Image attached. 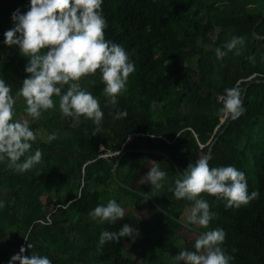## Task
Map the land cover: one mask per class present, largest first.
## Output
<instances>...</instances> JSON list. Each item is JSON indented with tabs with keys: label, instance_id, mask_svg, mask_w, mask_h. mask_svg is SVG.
<instances>
[{
	"label": "trees",
	"instance_id": "1",
	"mask_svg": "<svg viewBox=\"0 0 264 264\" xmlns=\"http://www.w3.org/2000/svg\"><path fill=\"white\" fill-rule=\"evenodd\" d=\"M29 6L30 0H0V78L12 87L15 99L17 87L29 75L25 72L29 60L18 46L4 43V33L14 26L12 13L16 9L24 13ZM263 6L264 0H103L105 38L125 48L135 71L115 107L107 105L99 71L81 81L98 98L104 113L94 136L96 125L91 120L81 117L73 128L71 118L62 117L57 97H53L54 109L39 119L30 118L34 132L45 127L48 134L58 132V139L46 142L37 136L30 154L40 148L43 162L27 172L9 170L0 162V201L5 203L0 209V235L14 238L11 243L0 240V251L6 255L0 264H9L21 246L26 247L25 236L33 248L24 255L35 252L52 264H129L125 238L97 246L103 231L117 232L129 224L126 215L115 224H102L89 216L109 199L131 211L152 210L139 223L141 234L129 241L133 252L147 253L148 264H174L176 255L170 251L177 241L185 239L183 248L194 250L200 232L189 230L144 195L123 187L114 178V168L124 151L142 148L167 152L183 171L190 162L209 155L215 141L210 166L231 165L243 171L249 194L256 190L259 197L237 209L202 193L216 216L201 231L219 227L226 232L222 248L234 257L230 264H264ZM232 35L245 38L240 54L230 52L218 59L215 49L223 50ZM251 56L255 63L248 59ZM13 69L21 77L13 76ZM237 84L245 90V112L220 136L231 118L219 112L223 107L219 98ZM25 108L24 99H16L14 119L27 116ZM117 110L127 116L114 120ZM157 163L167 172L159 190L143 178ZM178 174L163 154L129 153L119 167L124 182L152 195L187 222L185 212L193 202L178 200L169 191ZM186 231L192 233L191 239L183 236Z\"/></svg>",
	"mask_w": 264,
	"mask_h": 264
},
{
	"label": "clouds",
	"instance_id": "2",
	"mask_svg": "<svg viewBox=\"0 0 264 264\" xmlns=\"http://www.w3.org/2000/svg\"><path fill=\"white\" fill-rule=\"evenodd\" d=\"M102 4L103 0H30L26 12L16 9L12 13L14 26L4 33V43L18 46L20 54L29 60L25 67L29 75L16 93L26 103L27 117L39 119L43 112L56 107L53 97H57L60 114L71 118L73 128L79 126L83 117L96 125L93 136L99 133L104 113L98 98L84 89L81 81L99 71L105 85L103 95L108 98L107 105L115 107L117 97L126 91L127 80L135 71L134 62L125 48L105 38L108 23ZM244 44L243 36L232 35L223 50L220 47L215 49V55L218 59L230 52L239 55ZM248 59L255 63V56ZM261 59L264 61V57ZM244 91L238 84L225 89L220 97L223 107L219 112L232 120L241 117L245 112ZM15 104L12 87L0 78V162H5L9 170L24 173L43 162V152L37 148L34 154H30L38 133L31 129L29 119H14ZM109 115L113 114L110 112ZM126 116V111L117 110L113 119ZM56 139L58 132H53L47 135L46 142ZM211 159V155H204L190 162L182 175H177L174 188L169 189L176 199L193 202L188 209L187 224L205 229L216 213L210 211L209 203L201 198L202 193L226 201V208L237 209L259 197L256 190L249 194L243 171L231 165L211 167ZM166 176L167 172L157 163L143 178L150 182L152 189L159 190L164 187L162 181ZM4 207L5 203L0 201V209ZM89 216L102 224H115L124 218L125 209L115 199H109L106 205L98 204ZM136 234V229L124 224L117 232L103 231L97 246L102 248L106 242H119L121 238ZM23 238L26 247L21 246L9 264H52L47 256L35 252L24 255L33 245L28 243L27 236ZM225 238L226 232L219 227L200 232L194 250L181 249L173 257L174 264H230L234 257L222 248Z\"/></svg>",
	"mask_w": 264,
	"mask_h": 264
},
{
	"label": "rangeland",
	"instance_id": "3",
	"mask_svg": "<svg viewBox=\"0 0 264 264\" xmlns=\"http://www.w3.org/2000/svg\"><path fill=\"white\" fill-rule=\"evenodd\" d=\"M263 8H264V6H263ZM24 58H27V57H24ZM13 70L15 71V69H13ZM9 74H10V72H9ZM12 75L13 76L16 75V76L21 77V74L19 75V73L17 71H15L14 73L12 71ZM20 87H21V85L18 86L17 88H20ZM19 98L20 97H16V99H19ZM24 118H27L30 121V117H27V116L21 117V119H24ZM37 133L44 140H46L47 135H49L45 127L39 128L37 130ZM151 212H152V210L149 212H144V211H131L130 208H125V215L127 216V219L129 221L128 225L137 230L136 235H134L133 237L125 238V243H124L125 256L128 259L129 264H148L149 255L143 251H140V250L133 252L132 244L129 241L131 240V238H135L141 234V229H140L139 223L141 222L142 217L144 215H149ZM187 213H188V210L185 212V216H184V217H186V219H187ZM195 227H197L200 230L203 228L200 226H195ZM183 236L191 239L192 233L190 231H186L183 233ZM3 239H5L8 243H11L14 241L13 237L12 238L8 237L4 233L0 235V240H3ZM175 240H178V237H175ZM184 242H185V239H180L179 241H177L178 244L174 248H172L170 252L174 255H177L181 249H185L182 246L184 244ZM186 250H189V249H186ZM0 258H4V259L6 258L4 250L0 251Z\"/></svg>",
	"mask_w": 264,
	"mask_h": 264
},
{
	"label": "water",
	"instance_id": "4",
	"mask_svg": "<svg viewBox=\"0 0 264 264\" xmlns=\"http://www.w3.org/2000/svg\"><path fill=\"white\" fill-rule=\"evenodd\" d=\"M263 20H264V17L262 18L261 21H263ZM259 23H260V22H259ZM256 82H259V81H256ZM250 85H251V84H248L247 87H246V89H248V87H249ZM244 101H245V94L243 95V103H244ZM232 121H233V120L230 119V121H229V122L227 123V125L225 126L224 130L221 132L220 136H222V135L227 131V129H228L229 126L231 125ZM216 142H217V141H215V142L212 144V146H211V148H210L209 155H212L213 150H214V147H215V145H216ZM133 152L151 153V154H163V155L167 156V157H168V158H169V159H170V160L176 165V167H177L179 173L182 175V170H181V168L179 167V165L176 163V161H175V160H174V159H173V158H172L167 152L164 153V152L155 151V150H150V149L137 148V149H128V150L124 151V152L121 154V156H120V158L118 159V162H117V164H116V166H115V168H114V174H113V175H115V176H114L115 180H116L117 182H119L123 187L128 188V189H130V190H132V191H135V192H137V193H140V194L144 195L145 197H147L148 199H150L151 202H152V203H153V204H154L159 210L165 212L166 214H168L169 216H171L172 219H174V220H176L177 222H179L180 224L184 225L186 228H188V229H190V230H192V231L202 232V231H201L200 229H198L197 227H195V226H193V225H188L186 221H184V220H182V219H179V217H176L175 215H173L172 213H170L169 211H167L163 206H161V205L155 200V198H154L152 195H150V194H148V193H146V192H143V191H141V190H139V189H137V188H135V187H132L131 185L127 184L126 182H124V181L120 178V176H119V167H120V164H121V162H122V159H123L124 156H126L127 154H129V153H133Z\"/></svg>",
	"mask_w": 264,
	"mask_h": 264
},
{
	"label": "built area",
	"instance_id": "5",
	"mask_svg": "<svg viewBox=\"0 0 264 264\" xmlns=\"http://www.w3.org/2000/svg\"><path fill=\"white\" fill-rule=\"evenodd\" d=\"M219 100H220V98H219ZM227 118H228V117H226V119H227ZM131 139H133V138L131 137L130 140H131ZM112 156H113V155H112ZM105 157H108V155H105Z\"/></svg>",
	"mask_w": 264,
	"mask_h": 264
}]
</instances>
